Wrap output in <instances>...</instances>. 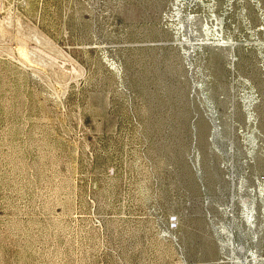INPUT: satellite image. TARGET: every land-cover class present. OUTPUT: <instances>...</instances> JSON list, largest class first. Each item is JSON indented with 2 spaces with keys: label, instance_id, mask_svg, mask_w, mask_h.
<instances>
[{
  "label": "rangeland",
  "instance_id": "rangeland-1",
  "mask_svg": "<svg viewBox=\"0 0 264 264\" xmlns=\"http://www.w3.org/2000/svg\"><path fill=\"white\" fill-rule=\"evenodd\" d=\"M0 264H264V0H0Z\"/></svg>",
  "mask_w": 264,
  "mask_h": 264
},
{
  "label": "bare ground",
  "instance_id": "bare-ground-1",
  "mask_svg": "<svg viewBox=\"0 0 264 264\" xmlns=\"http://www.w3.org/2000/svg\"><path fill=\"white\" fill-rule=\"evenodd\" d=\"M182 1V0H181ZM184 1V0H183ZM254 1V0H253ZM257 2V1H256ZM258 3V2H257ZM260 3V2H259ZM178 5H179V3H178ZM181 5V4H180ZM184 5V4H183ZM175 6V5H174ZM172 11V10H171ZM178 13V12H177ZM168 14V13H167ZM175 14V13H174ZM174 14H173V16H174ZM180 15V14H179ZM171 19V18H170ZM169 20V19H168ZM172 26V25H171ZM178 29V28H177ZM181 29V28H180ZM191 31V30H190ZM255 36V35H254ZM195 43V42H194ZM190 46V45H189ZM256 46V45H255ZM256 48V47H255ZM262 48V47H261ZM260 48V49H261ZM256 50H258V49H256ZM259 52V51H258ZM263 52V51H262ZM263 113V112H262Z\"/></svg>",
  "mask_w": 264,
  "mask_h": 264
}]
</instances>
